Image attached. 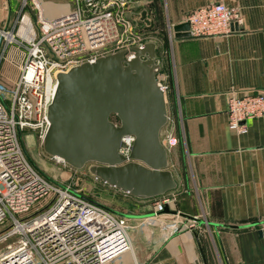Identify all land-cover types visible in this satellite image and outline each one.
Masks as SVG:
<instances>
[{
    "label": "crops",
    "instance_id": "1",
    "mask_svg": "<svg viewBox=\"0 0 264 264\" xmlns=\"http://www.w3.org/2000/svg\"><path fill=\"white\" fill-rule=\"evenodd\" d=\"M20 1L0 0V27L25 35L26 25L18 27L24 15L37 33L33 12L23 14ZM211 2L238 8L242 22L226 36H174L173 25ZM42 5L55 17L76 0ZM129 14L146 20L154 34L147 42L156 45L168 112L160 137L171 131L175 138L168 162L176 188L164 194L173 198L172 213L150 219L159 196L137 199L115 190L136 212L126 213L131 250L114 264H264V116L246 120V131L237 134L226 115L229 92H264V0H146ZM22 58V47L6 48L0 81L13 84ZM173 222L183 227L174 231Z\"/></svg>",
    "mask_w": 264,
    "mask_h": 264
},
{
    "label": "built area",
    "instance_id": "2",
    "mask_svg": "<svg viewBox=\"0 0 264 264\" xmlns=\"http://www.w3.org/2000/svg\"><path fill=\"white\" fill-rule=\"evenodd\" d=\"M145 3L76 0L74 9L48 17L42 0H21V11L33 12L38 32L31 31L24 15L18 27L26 25L25 35L18 34L14 26L0 27V59L9 45L23 48L16 80L11 86L0 81V264H114L131 250L128 218L69 183L50 179L27 153L22 132L26 130L42 142L57 73L120 50H127L126 59L134 56L130 49L147 39L135 30L129 13ZM186 22L191 37L226 36L242 17L236 7L211 2L190 11ZM162 88L165 92L164 84ZM226 115L229 130L245 132L246 120L264 116V92H229ZM112 120L117 123L114 117ZM132 141V136L123 138L127 146ZM161 141L168 149L175 138L167 131ZM119 150L127 152L126 148ZM49 158L79 170L58 157ZM172 200L160 195L146 218L170 214L164 208L170 209ZM41 201L46 203L36 207ZM176 225L173 222L174 231Z\"/></svg>",
    "mask_w": 264,
    "mask_h": 264
},
{
    "label": "water",
    "instance_id": "3",
    "mask_svg": "<svg viewBox=\"0 0 264 264\" xmlns=\"http://www.w3.org/2000/svg\"><path fill=\"white\" fill-rule=\"evenodd\" d=\"M188 28L187 22L171 27L175 37L189 36ZM130 51L134 52L130 59L124 57L127 50H120L56 74V91L47 108L49 126L41 145L49 156L74 169L86 167L115 190L149 199L176 188L168 149L160 138L168 112L156 77L160 64L155 43L145 42ZM128 136L133 141L127 146L123 138ZM164 212L172 213L168 207Z\"/></svg>",
    "mask_w": 264,
    "mask_h": 264
},
{
    "label": "rangeland",
    "instance_id": "4",
    "mask_svg": "<svg viewBox=\"0 0 264 264\" xmlns=\"http://www.w3.org/2000/svg\"><path fill=\"white\" fill-rule=\"evenodd\" d=\"M132 20L135 30L139 31L146 39H151L153 37V31L150 30L146 20L134 18H132ZM22 139L24 147L33 162L42 172L47 174L50 179H56L63 183H69L73 188L79 189L87 196L114 211L125 214L136 212L129 206L125 197L116 192L114 188L109 187L100 180L94 178V176L88 172L86 167L74 171L69 167L55 163L49 158L50 156L43 151L39 140L34 138V135L32 133H28L26 130L22 132ZM45 203L46 201H41L36 205V207H41ZM33 211H35V208L32 209V212ZM145 222L148 223L149 220H145ZM178 225L177 229L183 227L181 223Z\"/></svg>",
    "mask_w": 264,
    "mask_h": 264
}]
</instances>
